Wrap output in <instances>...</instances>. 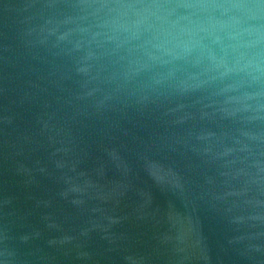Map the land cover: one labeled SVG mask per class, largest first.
Segmentation results:
<instances>
[{
    "label": "water",
    "instance_id": "obj_1",
    "mask_svg": "<svg viewBox=\"0 0 264 264\" xmlns=\"http://www.w3.org/2000/svg\"><path fill=\"white\" fill-rule=\"evenodd\" d=\"M0 264H264V0H0Z\"/></svg>",
    "mask_w": 264,
    "mask_h": 264
}]
</instances>
